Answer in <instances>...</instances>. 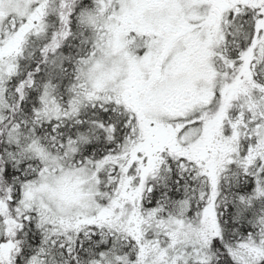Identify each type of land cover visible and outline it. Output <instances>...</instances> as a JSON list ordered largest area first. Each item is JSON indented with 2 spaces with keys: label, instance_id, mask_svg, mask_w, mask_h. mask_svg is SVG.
I'll list each match as a JSON object with an SVG mask.
<instances>
[{
  "label": "snow or ice",
  "instance_id": "6c2138e0",
  "mask_svg": "<svg viewBox=\"0 0 264 264\" xmlns=\"http://www.w3.org/2000/svg\"><path fill=\"white\" fill-rule=\"evenodd\" d=\"M0 264H264V0H0Z\"/></svg>",
  "mask_w": 264,
  "mask_h": 264
}]
</instances>
